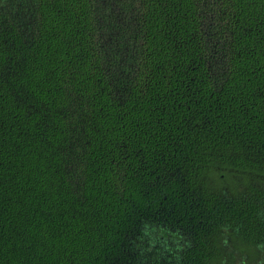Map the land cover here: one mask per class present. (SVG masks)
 Returning a JSON list of instances; mask_svg holds the SVG:
<instances>
[{"label": "trees", "instance_id": "16d2710c", "mask_svg": "<svg viewBox=\"0 0 264 264\" xmlns=\"http://www.w3.org/2000/svg\"><path fill=\"white\" fill-rule=\"evenodd\" d=\"M0 264H264V0H0Z\"/></svg>", "mask_w": 264, "mask_h": 264}]
</instances>
